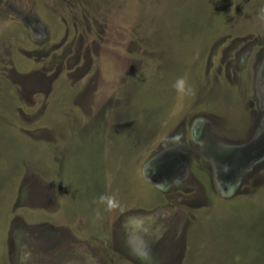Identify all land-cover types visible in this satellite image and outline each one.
Here are the masks:
<instances>
[{"label":"rangeland","instance_id":"obj_1","mask_svg":"<svg viewBox=\"0 0 264 264\" xmlns=\"http://www.w3.org/2000/svg\"><path fill=\"white\" fill-rule=\"evenodd\" d=\"M0 264H264V0H0Z\"/></svg>","mask_w":264,"mask_h":264},{"label":"clouds","instance_id":"obj_2","mask_svg":"<svg viewBox=\"0 0 264 264\" xmlns=\"http://www.w3.org/2000/svg\"><path fill=\"white\" fill-rule=\"evenodd\" d=\"M176 86H177V88H178L179 91H184L185 90V81H183L182 79L179 80L177 82V85Z\"/></svg>","mask_w":264,"mask_h":264}]
</instances>
